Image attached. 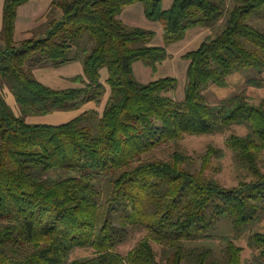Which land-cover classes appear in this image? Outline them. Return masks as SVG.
<instances>
[{
  "label": "trees",
  "instance_id": "16d2710c",
  "mask_svg": "<svg viewBox=\"0 0 264 264\" xmlns=\"http://www.w3.org/2000/svg\"><path fill=\"white\" fill-rule=\"evenodd\" d=\"M233 1L226 17L228 0H174L168 9L162 0H53L49 19L21 42L14 40L15 25L27 0L4 1L0 84L14 93L20 109L14 110L0 87V264H65L76 246L94 247L99 255L69 264H162L149 238L126 256L116 250L128 229L141 225L174 248L167 264H213V248L186 242L211 238L223 217L238 232L257 217V203L264 202L258 162L264 98L257 103L241 92L214 109L204 94L212 84L227 86L236 71H264V30L251 22L264 17V0ZM137 2L149 19L162 22L166 45L152 46L154 30L120 18ZM56 9L59 17L51 15ZM198 25L212 33L185 54L191 62L183 99L169 94L178 85L174 77L137 79L135 61L156 69L169 56L167 45ZM85 32L91 45L82 48ZM80 49L84 72L73 78L80 85L55 88L36 77V67L77 60ZM249 82L263 84L252 77ZM106 96L101 113L85 110L59 124L27 120L99 104ZM233 124L251 129L230 140L236 159L255 175L251 182L226 186L185 167L187 156L179 151L169 161L144 157L187 134L215 133ZM51 170L58 176L47 175ZM223 240L225 264H264V233L250 237L253 254L244 262L242 248L227 236Z\"/></svg>",
  "mask_w": 264,
  "mask_h": 264
},
{
  "label": "rangeland",
  "instance_id": "374dc122",
  "mask_svg": "<svg viewBox=\"0 0 264 264\" xmlns=\"http://www.w3.org/2000/svg\"><path fill=\"white\" fill-rule=\"evenodd\" d=\"M228 5H229L228 13L226 14V17L233 9L235 3L233 0H228ZM57 10H59L60 12V9ZM251 22L256 27L264 30V17L255 16L253 19H251ZM83 37H85L84 38L85 41L84 40L82 41L83 42L82 48L84 46L83 44L85 43L91 45V42L87 40L90 37L89 32H85ZM159 37L164 39V33L162 32V34H159ZM20 39H22V36H18L17 40L20 41ZM176 46H178V44ZM80 50H81L80 54L82 53L81 57L73 61H78L81 64H83L84 54L82 52V49ZM73 61L67 62L66 65H69ZM169 61L170 59H168L167 62L161 65L158 76L160 77L163 75H171L178 77L179 78L178 88L180 89L182 84V91L184 96L183 88L185 87L187 72L184 77L183 75H181L182 71L179 72L180 70L178 69L177 65H171ZM181 61L182 63L186 62V60L183 58L181 59ZM136 64H137L136 65L137 76L138 74L145 75V71L143 70V68L147 69L150 75L147 74V76L149 77L145 79L146 81H149L150 76L152 74L151 73L152 69L148 67L145 63H143V61H139V63ZM27 65H29V62L27 63ZM43 65L44 64L40 66ZM54 70L56 76L55 79L53 80V82H47L46 80H44L46 81V83L61 88L77 86L73 78L75 77V75H77L80 72L74 71L71 74H68L67 69L59 66H54ZM58 74H62V75L59 76ZM67 75H69L70 77ZM103 76L104 78L108 76L107 69L103 70ZM251 77L261 80L263 84L262 85H258L256 83L251 84V82H249V79H251ZM145 79L144 80L141 79L142 82L145 81ZM228 79H229V85L223 87L216 84H212L210 88H208L204 92L205 97L212 104L214 109H218L220 104L224 102L225 99L237 95L241 92H245L246 94H248L250 97H252V100L257 103H259L264 98V71L258 73V71H256L255 69L240 70L234 72L232 75L228 77ZM0 87L2 88V90H4V92L6 93V97L10 101H12V97H13L14 100L13 102H10L9 100L8 101L10 102L14 110L17 109L16 111H18V109H20V106L16 102L14 93L8 87L1 86V84ZM169 94L177 98L176 90L170 91ZM107 98H108L107 96L102 98L101 102L97 104L93 109L101 113L105 107ZM62 112H64L63 114L66 115L74 114L73 109H66V110L59 109L48 114L39 113L34 115L39 116V119L42 121L52 122V120L63 119V115H61ZM27 120H29L28 117ZM250 131H251L250 126L246 124H233L231 126H227L226 129L224 128L223 130H219L215 133L202 134V135L187 134L179 142H169L163 145H159L158 147L156 146V148H154L152 151L146 153L144 157L148 159H156V160L160 159V160L169 161L173 158V154L176 151H179L183 153L184 156L185 155L187 156V158H185L186 160L184 163L185 167L189 168L194 172H200L201 170H203L206 176L214 177L226 186H236L240 183L242 184L244 182L253 181L255 179V175L247 165L236 159V151L232 146V144L230 143V140L233 135L246 136ZM214 149L215 151L222 150L223 154L219 156L217 152L214 151ZM258 154H259L258 155L259 166L261 167V170L264 171V148H262ZM58 174H59L58 170H51L47 173V175H53V176H58ZM257 204L260 208L259 214L242 231L238 232L233 227L234 225L232 224L231 220L228 217H223L219 222V224L217 225V227L212 231L213 236L211 238L202 237L191 241H187L186 242L187 246L189 247L203 246V247L213 248L214 257L212 259L213 261L214 260L215 261L214 262L212 261V263L225 264L223 257H224V247L226 245V240H223V236H227L229 239H232V241H234L237 246H240L242 248L241 259L243 262L251 258L253 254V249L249 246L248 243L250 237L257 232L264 233V202H258ZM111 211L112 214H116V211L114 209H112ZM115 224H117L118 226L120 225V222L117 221L115 222ZM128 230L129 232L126 238L116 247L117 251H119L122 255L126 256L128 252L132 248H134L136 244H138L142 239L149 238L156 251L157 258L162 262V264H167V257H169L171 252L174 250L173 247H171L168 244H164L160 242V240L157 238V235L153 233L147 225L135 226L132 228L130 227ZM98 255L99 252L96 251L94 247L76 246L70 250L64 262L65 264H69L71 263V261L75 259L91 261V259L97 257ZM184 264H191V263L186 261Z\"/></svg>",
  "mask_w": 264,
  "mask_h": 264
},
{
  "label": "crops",
  "instance_id": "0c3cea01",
  "mask_svg": "<svg viewBox=\"0 0 264 264\" xmlns=\"http://www.w3.org/2000/svg\"><path fill=\"white\" fill-rule=\"evenodd\" d=\"M4 1L5 0H1V2H0V30L2 28L1 27L2 26V18H3L2 12H3V8H4ZM52 2H53V0H27V2L20 5V7L18 8V11H17L18 15L16 18V25H15L16 29H15V39L14 40H16L17 42H21L23 40H26V39L34 36L36 34L37 30H39L43 26V24H45V22L49 19V17H50V11L49 10H51ZM173 3H174V0H162V7L164 9H168L171 7V5H173ZM143 6H144V4L141 2L133 3V4L126 6L123 9V11L121 12L120 18L123 20L124 23H126L129 26H136V27L138 26V27L154 30L156 32V36L150 42V44L152 46H164V45H166L164 27H163L162 22L153 21V20L149 19L146 15L145 7H143ZM61 14H62L61 10H60V12H59V10H57V12L55 11V12L51 13V15H53L54 17H59ZM210 31L211 30L209 28L207 29V27H205V26L198 25V26L190 28L186 32V35L183 39L168 44L166 47L168 54H169L168 58L162 62H159L156 69H153L151 66L147 65L148 67H150L152 69V72H151L152 74L150 76L149 81H146V79H145V78L149 77V76H147V74H149L147 69L143 68V70L145 71V75L138 74L139 77L137 76V74H136V72H137L136 65L137 64L136 63H139V61H142V60L135 61L134 62V72H135L137 79L140 81H142L141 79H143V80L145 79V81H143V82H150V81L158 79V78L170 76V77L176 78L178 80V85H179V78L176 76H171V75H163L160 77L158 76L161 65L163 63L167 62L168 59H170L169 63H171V65H177L178 69L180 70L179 72L182 71L181 75H183L185 77V74H186V72H188V68H189L190 62H191L190 59L185 57V54L189 51L197 49L201 45V43L210 35V33H211ZM162 32L164 33V39L159 37V34H162ZM18 36H22V39H20V41L17 40ZM177 44H178V46H176ZM182 58L186 60L185 63H182V61H181ZM188 60H189V62H188ZM179 61H181V62H179ZM188 63H189V65H188ZM64 65H66V63L62 64V65H58V66L67 69L68 74H71L72 72L76 71V72H80L77 74V75H79V74H83V72H84V65L78 61H73L69 65H66V66H64ZM54 66L55 65H53V64L45 63L43 66H38L34 70L35 75L37 74V76L39 78H41L40 80H43L42 82H44L45 84H47L51 87H55V86L46 83V81L47 82H53V80L55 79L56 76H55ZM58 75L60 76L62 74H58ZM77 75H75V76H77ZM67 76H69V75H67ZM44 80H46V81H44ZM228 81H229V79H228ZM183 82H184V79H183ZM75 83L77 86L80 85L77 82H75ZM186 83H187V76H186L184 88H186ZM178 85H177L175 90H176L177 98L181 100L185 96V89L183 88L184 89V96H183L182 84H181L180 89L178 88L179 87ZM73 87H75V86H73ZM55 88H61V87H55ZM66 88H68V87H66ZM13 101L14 100L12 97V101H10V102H13ZM97 104L98 103L95 101L87 102V103H85V105L82 104L80 107L73 109L74 110L73 115H66V114H63L64 112H62L61 115H63V119L52 120V122L42 121L39 119V116H37V115L28 116V119H29L28 121L51 123V124H57L58 123L59 124V123L66 122V121L76 117L77 115H79L81 112H83L85 110L93 109ZM55 114H58V113H55Z\"/></svg>",
  "mask_w": 264,
  "mask_h": 264
}]
</instances>
